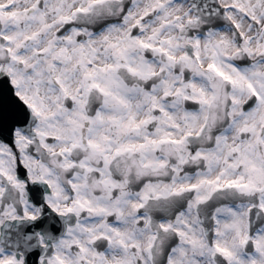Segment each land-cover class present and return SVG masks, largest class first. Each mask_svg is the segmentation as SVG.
<instances>
[{"label":"clouds","instance_id":"9594fccd","mask_svg":"<svg viewBox=\"0 0 264 264\" xmlns=\"http://www.w3.org/2000/svg\"><path fill=\"white\" fill-rule=\"evenodd\" d=\"M37 4L8 29L36 34L17 49L28 63L0 53L39 108L13 128L14 148L0 141V259L221 264L208 241L244 198L228 190L197 204L207 186L174 190L219 174L228 149L251 138L239 131L251 97L209 66L264 74V0H12L8 10Z\"/></svg>","mask_w":264,"mask_h":264},{"label":"snow or ice","instance_id":"6c2138e0","mask_svg":"<svg viewBox=\"0 0 264 264\" xmlns=\"http://www.w3.org/2000/svg\"><path fill=\"white\" fill-rule=\"evenodd\" d=\"M96 2L97 0H89L90 4ZM11 4L12 0H9V4L0 5V53L7 51L12 61L27 64L28 61L17 54V49L24 46L27 40L36 39V34L27 36L19 32H9L8 29L18 24L22 16L35 12L40 5H34L31 10L22 13L18 9L8 10ZM236 6L247 11L242 5ZM246 51L254 54L251 49ZM257 51L264 52V49ZM209 67L234 89L251 97L244 105L248 111L243 114L244 124L239 130L242 135L251 138H246L242 143L234 144L228 149L224 157L225 167L219 174L214 177H202L197 183L182 184L174 191L177 194L184 191L199 193L202 186H207V195L196 196L197 204L206 201L217 192L228 190L243 197L239 209L229 208L225 211L224 214L230 216V220L217 219V239L208 241V250L211 256L220 260L221 264H264V227L261 226L264 225V74L259 71L241 72L236 68L228 72L216 65ZM15 71L12 65L7 67L0 65V73H7L0 77V141L13 148L16 146L13 143L15 125L25 122L28 109L39 113L34 100L30 99L23 90H18L22 77L14 75ZM93 86L99 87L95 84ZM190 99L203 100L204 97L201 94ZM237 102L236 97H233V103ZM121 103L127 104V101L122 100ZM132 126L138 127L135 123ZM16 138V143L26 139L19 130L16 131ZM4 145H0V151H3ZM2 174L9 181L17 183L9 173ZM23 175L21 169L20 177L23 178ZM177 234L181 238L186 236V233L179 229ZM193 241L201 248L205 246L195 237ZM56 259L59 260V257ZM0 264H19V257L0 259ZM60 264L63 262L61 261Z\"/></svg>","mask_w":264,"mask_h":264}]
</instances>
